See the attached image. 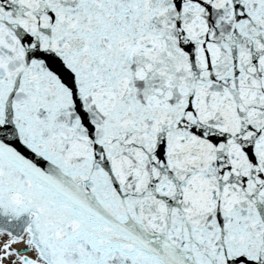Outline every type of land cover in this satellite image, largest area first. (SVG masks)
<instances>
[{"label": "snow or ice", "instance_id": "obj_1", "mask_svg": "<svg viewBox=\"0 0 264 264\" xmlns=\"http://www.w3.org/2000/svg\"><path fill=\"white\" fill-rule=\"evenodd\" d=\"M0 264H264V0H0Z\"/></svg>", "mask_w": 264, "mask_h": 264}]
</instances>
